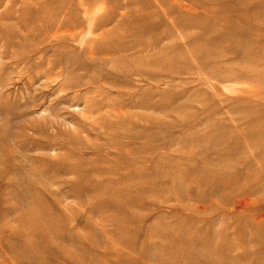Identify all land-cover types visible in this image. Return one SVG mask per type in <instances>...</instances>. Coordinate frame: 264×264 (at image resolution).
<instances>
[{
	"label": "rangeland",
	"instance_id": "1",
	"mask_svg": "<svg viewBox=\"0 0 264 264\" xmlns=\"http://www.w3.org/2000/svg\"><path fill=\"white\" fill-rule=\"evenodd\" d=\"M0 264H264V0H0Z\"/></svg>",
	"mask_w": 264,
	"mask_h": 264
}]
</instances>
